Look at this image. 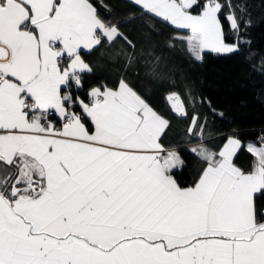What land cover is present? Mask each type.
Returning a JSON list of instances; mask_svg holds the SVG:
<instances>
[{
	"label": "snow or ice",
	"instance_id": "obj_1",
	"mask_svg": "<svg viewBox=\"0 0 264 264\" xmlns=\"http://www.w3.org/2000/svg\"><path fill=\"white\" fill-rule=\"evenodd\" d=\"M131 2L188 30L180 39L196 60L240 50L239 39L226 43L219 0ZM226 19L239 37L235 13ZM117 38L135 47L89 0H0V264H264L254 202L264 196V137L247 145L245 172L233 163L241 142L209 150L193 117L202 169L181 187L182 161L162 143L169 121L124 79L92 87L90 102L64 91L91 71L80 50ZM166 100L186 115L178 93Z\"/></svg>",
	"mask_w": 264,
	"mask_h": 264
},
{
	"label": "trees",
	"instance_id": "obj_2",
	"mask_svg": "<svg viewBox=\"0 0 264 264\" xmlns=\"http://www.w3.org/2000/svg\"><path fill=\"white\" fill-rule=\"evenodd\" d=\"M101 19L118 30L135 46L117 38L93 50L81 52L91 71L82 73L83 86L68 90L86 100L92 87L116 89L121 79L158 114L169 121L162 135L165 149L177 151L182 166L173 170L181 187L191 186L202 169V161L190 149L200 140L190 137L192 118L198 119L205 146L218 152L230 136L241 142L233 163L242 171L251 168L254 157L246 150L264 132V0H219L226 43L240 40L238 52L225 54L204 50L196 60L180 37L189 35L168 22L148 14L129 0H89ZM231 5V7H229ZM197 13L198 9H193ZM235 13L240 35L226 19ZM132 56L131 65L127 57ZM178 93L186 115L171 109L166 97ZM199 127L196 132H200ZM5 176L0 169V179ZM259 213H264V196L255 198Z\"/></svg>",
	"mask_w": 264,
	"mask_h": 264
},
{
	"label": "crops",
	"instance_id": "obj_3",
	"mask_svg": "<svg viewBox=\"0 0 264 264\" xmlns=\"http://www.w3.org/2000/svg\"><path fill=\"white\" fill-rule=\"evenodd\" d=\"M130 2H131V0H129ZM89 3H91L90 1H89ZM92 4V3H91ZM94 7V6H93ZM193 14H197V13H193ZM228 16V15H227ZM162 19V18H161ZM228 21V20H227ZM228 23H229V21H228ZM185 31H188V30H185ZM37 35H38V32L36 33ZM95 47V46H94ZM81 52H88V51H90V50H88V49H81L80 50ZM207 51H210V50H207ZM63 57H67V54L65 53V54H63ZM68 58V57H67ZM81 59H82V57H81ZM83 60V59H82ZM83 62H84V60H83ZM68 63H70V60H69V58L67 59V61H66V63H65V65L63 66V67H67V65H68ZM85 63V62H84ZM75 87V86H74ZM97 87H100L101 88V90H103V88L104 87H102V86H97ZM75 88H77V87H75ZM116 89H118V87L116 88ZM115 90V89H114ZM64 91H68V89H65ZM90 92V91H89ZM88 92V93H89ZM87 93V94H88ZM78 110V109H77ZM52 119L55 121V115L53 114V116H52ZM89 125H90V122H89ZM59 126V125H58ZM231 138H234V139H236L234 136H230ZM229 138V137H228ZM228 138L226 139V142H227V140H228ZM225 142V143H226ZM224 143V144H225ZM238 150V149H237ZM168 151H174L177 155H178V153H177V151H175V150H168ZM235 155V154H234ZM179 156V155H178ZM234 157V156H233ZM180 158V157H179ZM181 160V159H180ZM181 166H182V164H180L177 168H175V169H173V170H178V169H180L181 168ZM2 170V169H1Z\"/></svg>",
	"mask_w": 264,
	"mask_h": 264
},
{
	"label": "built area",
	"instance_id": "obj_4",
	"mask_svg": "<svg viewBox=\"0 0 264 264\" xmlns=\"http://www.w3.org/2000/svg\"><path fill=\"white\" fill-rule=\"evenodd\" d=\"M67 59H68L67 57H63V64H62V66L65 65ZM85 101H86V102H90V97H89L88 95L86 96V100H85ZM262 137H264V132H260L259 135H258L257 142H258L259 144H260V140H261Z\"/></svg>",
	"mask_w": 264,
	"mask_h": 264
}]
</instances>
